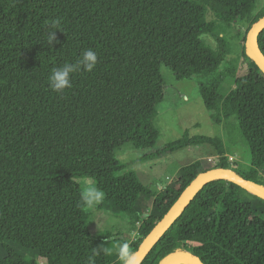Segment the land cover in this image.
<instances>
[{
	"label": "trees",
	"instance_id": "16d2710c",
	"mask_svg": "<svg viewBox=\"0 0 264 264\" xmlns=\"http://www.w3.org/2000/svg\"><path fill=\"white\" fill-rule=\"evenodd\" d=\"M258 2L0 0V264H129L201 173L227 168L264 185V72L246 46L245 76L236 77L234 64L224 67L231 48L217 32L219 23L238 22L249 33L264 17ZM257 44L264 54V29ZM86 49L96 51V67L75 72L71 88L53 91L52 70L76 63ZM162 65L177 80L207 76L199 84L205 107L216 124L237 123L250 147L249 169L232 165L222 138L187 133L166 149L211 144L217 163L184 166L155 193L117 158L128 143L158 139ZM229 79L233 88L223 90ZM84 179L104 191V210L140 223L137 240L91 234ZM178 250L204 264H264V200L229 180L207 183L142 264H162Z\"/></svg>",
	"mask_w": 264,
	"mask_h": 264
},
{
	"label": "rangeland",
	"instance_id": "374dc122",
	"mask_svg": "<svg viewBox=\"0 0 264 264\" xmlns=\"http://www.w3.org/2000/svg\"><path fill=\"white\" fill-rule=\"evenodd\" d=\"M264 8V0H259L257 12ZM213 20L212 14L208 15ZM247 23H219V32L230 44L231 52L224 67L234 64L237 66L236 77L248 73V62L243 52L248 36ZM204 40L211 46H216L215 39L206 35ZM158 81L163 90V100L159 103L157 127L158 139L152 144L141 146L128 143L118 150L117 158L129 165V170L138 173L141 181L152 191L158 193L165 189L177 177L184 166L198 160L211 161L216 164L218 155L216 148L211 144H201L179 150H168L167 145L181 140L187 133L191 137L208 136L223 139L229 151V159L234 167L249 169L251 167V151L247 139L241 133L234 120L226 121L223 125L216 124L211 118V112L205 107L199 92L200 82L208 79L195 75L191 79L177 80L170 68L160 67ZM234 86V79L224 83L223 90L229 91ZM260 177L264 179V170ZM82 188L87 183L96 184L92 179L79 181ZM105 200V199H104ZM104 200L94 209H86L89 219V231L95 237H110L118 235L130 236L133 241L139 238V224H134L130 218L108 212L102 208ZM153 202H147V212ZM129 247L120 254L124 260ZM38 264H45L39 261Z\"/></svg>",
	"mask_w": 264,
	"mask_h": 264
},
{
	"label": "water",
	"instance_id": "95a60500",
	"mask_svg": "<svg viewBox=\"0 0 264 264\" xmlns=\"http://www.w3.org/2000/svg\"><path fill=\"white\" fill-rule=\"evenodd\" d=\"M263 29L264 17L251 27L247 36L246 50L248 55L257 62L260 69L264 72V54L257 44V37ZM218 179H225L234 182L264 200V185L247 179L232 169L216 168L214 170L203 172L188 186L164 219L144 239L137 254L130 260L129 264H142L154 246L160 241L168 229L175 223L180 214H182L190 204L195 195L207 183ZM162 264L204 263L193 252H188V250H178L173 252Z\"/></svg>",
	"mask_w": 264,
	"mask_h": 264
},
{
	"label": "clouds",
	"instance_id": "9594fccd",
	"mask_svg": "<svg viewBox=\"0 0 264 264\" xmlns=\"http://www.w3.org/2000/svg\"><path fill=\"white\" fill-rule=\"evenodd\" d=\"M55 27V23L53 24ZM48 43L50 45L56 41V31H52L48 34ZM98 63V56L96 51L92 49H86L80 54V58L76 63L65 62L60 67H56L52 70L49 81L50 87L57 93H62L64 90L72 87L73 74L77 71L83 70L91 72ZM105 199V193L95 184L87 183L81 192V202L85 209H94ZM127 245L121 247V252H124ZM126 259V254L123 257Z\"/></svg>",
	"mask_w": 264,
	"mask_h": 264
},
{
	"label": "bare ground",
	"instance_id": "6f19581e",
	"mask_svg": "<svg viewBox=\"0 0 264 264\" xmlns=\"http://www.w3.org/2000/svg\"><path fill=\"white\" fill-rule=\"evenodd\" d=\"M188 252H190V251H188Z\"/></svg>",
	"mask_w": 264,
	"mask_h": 264
}]
</instances>
